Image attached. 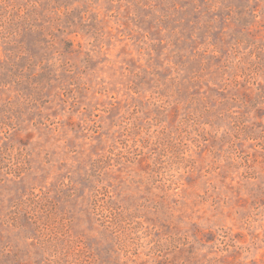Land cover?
Here are the masks:
<instances>
[{
    "label": "rangeland",
    "instance_id": "374dc122",
    "mask_svg": "<svg viewBox=\"0 0 264 264\" xmlns=\"http://www.w3.org/2000/svg\"><path fill=\"white\" fill-rule=\"evenodd\" d=\"M0 264H264V0H0Z\"/></svg>",
    "mask_w": 264,
    "mask_h": 264
}]
</instances>
